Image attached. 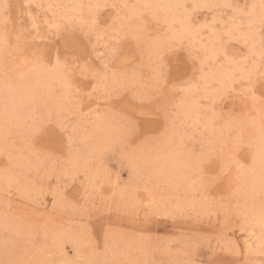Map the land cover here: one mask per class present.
I'll use <instances>...</instances> for the list:
<instances>
[{
  "label": "rangeland",
  "instance_id": "1",
  "mask_svg": "<svg viewBox=\"0 0 264 264\" xmlns=\"http://www.w3.org/2000/svg\"><path fill=\"white\" fill-rule=\"evenodd\" d=\"M175 1L0 0V264H264V0Z\"/></svg>",
  "mask_w": 264,
  "mask_h": 264
},
{
  "label": "bare ground",
  "instance_id": "2",
  "mask_svg": "<svg viewBox=\"0 0 264 264\" xmlns=\"http://www.w3.org/2000/svg\"><path fill=\"white\" fill-rule=\"evenodd\" d=\"M181 1L182 0H176L175 1V4L177 5V4H179V3H181ZM181 4H183V3H181ZM97 7V6H96ZM172 7V6H171ZM181 7V6H180ZM164 8H168V9H170V4H167V5H165L164 6ZM191 32V30L189 29V27H187V26H185V28L183 29V33H187V34H189ZM192 33V32H191ZM175 36V35H174ZM214 52V51H213ZM212 75V74H211ZM213 76V75H212ZM231 77V76H233V75H231V71H230V69L228 70V69H225V70H223V71H221L220 72V75H219V80L221 81V82H223V80L225 79V78H227V77ZM213 80V79H212ZM232 82V81H231ZM225 83V82H224ZM253 217V216H252ZM257 217H258V214H257ZM255 218V217H254ZM252 220V219H251ZM262 228H263V226H262ZM258 229V228H257Z\"/></svg>",
  "mask_w": 264,
  "mask_h": 264
}]
</instances>
